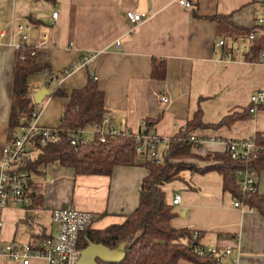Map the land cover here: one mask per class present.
I'll return each instance as SVG.
<instances>
[{"label":"crops","instance_id":"0c3cea01","mask_svg":"<svg viewBox=\"0 0 264 264\" xmlns=\"http://www.w3.org/2000/svg\"><path fill=\"white\" fill-rule=\"evenodd\" d=\"M187 1L189 9L178 0H59L56 6L0 0V157L8 134L16 52L7 43L19 42V25L32 28L26 45L37 53V64L48 66V70L31 75L28 86L49 85L56 74L73 66L58 90L68 96L91 79L104 95L106 115L118 128L141 134L145 120H156L150 132L170 140L196 114L206 126L247 115L229 124L193 131L191 134L207 141L192 149L199 157L225 151L222 143L209 142L211 138L249 139L264 134V110L248 113L252 92L264 90V64L230 53L239 42L247 41L264 0ZM127 11L153 16L133 26L126 20ZM53 12L58 13L56 20L50 17ZM219 41L222 47L217 46ZM250 45L264 47V34ZM91 56L88 63L79 64L81 58ZM153 58L164 61L163 81L150 76ZM45 88L49 95L34 107L36 123L58 128L69 99L53 97L54 90ZM194 165L205 168L209 163ZM147 175L140 166L115 167L109 176H77L73 169L57 163L42 167L29 174L32 205L0 210V247L34 243L38 229L55 234L52 211L56 209L96 214L97 222L104 224L92 227L94 230L120 225L137 208L140 183ZM257 182L256 192L264 196V170L258 173ZM162 191L167 204L174 195L180 196L179 204L172 206L175 217L171 227L197 232L201 246L231 247L237 264H264V217L234 208L219 173L185 171L181 180L165 185ZM0 264L20 263L0 255ZM29 264L46 261L32 258ZM177 264L195 263L179 260Z\"/></svg>","mask_w":264,"mask_h":264},{"label":"trees","instance_id":"16d2710c","mask_svg":"<svg viewBox=\"0 0 264 264\" xmlns=\"http://www.w3.org/2000/svg\"><path fill=\"white\" fill-rule=\"evenodd\" d=\"M32 1H42L56 6L59 0ZM253 49L259 51L264 47L259 48L255 45ZM31 51L22 45L15 52L7 143L17 137L19 129L26 125L32 113L36 112L26 98L28 78L35 73L48 70V66L36 63L37 53L34 51V54H31ZM244 61L250 62L246 58ZM165 73L164 61L153 58L151 78L163 81ZM52 96L69 99V102L63 106L57 128L61 140L45 147H39L37 142H34L33 156L20 162L21 170L35 174L40 168L57 163L62 167L73 169L77 176H109L115 167L126 166H140L148 171V175L140 183L139 200L135 211L120 225H111L103 230L87 229L80 239L85 242L80 244L81 249L89 243H94L101 244L110 250H121L125 258L120 264H177L179 260L195 264H215L211 259H201L192 253L190 247L200 245L199 237L194 240L193 232L174 229L170 225L175 214L171 203L167 204L162 188L181 180V174L185 171L192 174L219 173L222 176L223 191L229 193L233 201L240 202L247 211H255L264 217V196L257 192L242 193L240 180L236 174V172L242 173L251 169L257 173L264 170V134L254 135L256 144L262 147L255 160L233 161L224 151L208 153L205 161H208L209 165L205 168H197L194 164L181 162L185 158L192 157V149L199 147L190 145L187 141L193 131L222 126L224 123L229 124L231 121L245 119L247 115L226 118L218 125L206 126L201 123L199 114H196L182 132L169 140L161 164H155L152 161L143 160L135 152L136 141L133 137L107 138L104 143H100L94 136L86 144L75 147L66 141L70 132L90 128L100 123L106 115L103 107L104 95L91 79L84 88L73 90L68 96L58 89L54 90ZM258 109L264 110V105L259 106ZM155 123L156 120H145L141 134L149 133ZM97 263L103 264L99 261Z\"/></svg>","mask_w":264,"mask_h":264},{"label":"built area","instance_id":"2783aa9c","mask_svg":"<svg viewBox=\"0 0 264 264\" xmlns=\"http://www.w3.org/2000/svg\"><path fill=\"white\" fill-rule=\"evenodd\" d=\"M180 6L189 9L190 2L187 0H178ZM1 11V10H0ZM58 13L53 12L51 18L56 20ZM126 20L130 25L137 26L143 21L150 19L153 13H136L133 11L126 12ZM254 28L248 33L247 41L239 42L231 54L244 55L248 60L257 61L264 64V49L255 51L252 42L256 41L258 36L264 34V1L260 4L258 13L254 19ZM30 26L19 25L17 27V35L19 42H8L7 44L17 51L22 45L26 46L34 54V49L29 47L28 32L31 31ZM5 33H1V37ZM45 39V36H43ZM223 42L219 41L217 46L222 47ZM229 54L225 53L227 58ZM91 57H83L79 64H86ZM73 69L69 67L61 73L56 74L50 84L44 87H50L57 90L62 78L67 76ZM96 80V78H93ZM42 88V87H40ZM37 86H27L26 98L30 104L35 107L33 96L40 89ZM162 102L167 103L166 98H162ZM249 113L254 114L264 105V90H256L252 92L249 99ZM38 112L32 113L31 119L26 125L19 129L17 137L9 143H5L0 157V210L7 207L25 208L32 205V199L29 195L31 187L29 173L19 168L20 162L33 156L35 151L33 143L37 142L39 147H45L49 144L60 142L61 137L57 128H45L37 125L36 120ZM96 136L100 143H104L107 138L116 139L118 137H133L136 141L135 152L141 156L143 160H149L155 164H161L164 151L168 145L169 139L157 136L153 132L146 134H132L128 129L118 128L111 122L109 115H105L100 123L94 124L87 129H77L69 133L67 142L75 147L86 144L92 137ZM188 143L193 146H201L207 141L201 137L190 134L187 139ZM211 143H222L225 151L233 161H247L256 159L257 154L262 147L256 144L255 138L249 139H226L217 140L210 139ZM239 177L240 190L244 194L255 193L257 191L258 173L254 170L236 172ZM180 202V196L174 195L171 205L176 206ZM233 207L240 211H247L240 202H233ZM98 220L96 214L78 211L74 208H63L52 211V221L57 225L55 234H45L41 229L36 230L34 234V243L31 244H15L8 243L4 247H0V255L7 259L20 264H29L32 258H42L46 264H78L81 254L80 239L82 234ZM27 224L33 226V221L28 220ZM2 223L0 222V228ZM199 237L197 232H193V239ZM192 253L201 259H211L215 264H237L238 259L232 255L233 249L204 247L201 245H192Z\"/></svg>","mask_w":264,"mask_h":264},{"label":"water","instance_id":"95a60500","mask_svg":"<svg viewBox=\"0 0 264 264\" xmlns=\"http://www.w3.org/2000/svg\"><path fill=\"white\" fill-rule=\"evenodd\" d=\"M49 92L45 87L39 89L34 94L33 99L36 105H39ZM125 258V254L121 250H110L101 244L89 243L81 250L78 264H120Z\"/></svg>","mask_w":264,"mask_h":264},{"label":"rangeland","instance_id":"374dc122","mask_svg":"<svg viewBox=\"0 0 264 264\" xmlns=\"http://www.w3.org/2000/svg\"><path fill=\"white\" fill-rule=\"evenodd\" d=\"M192 157H189V158H185L184 160H182L181 162L182 163H187V164H198V163H208V161H205L206 158H208L207 154L205 156H202V157H199L197 155H195L194 153H191ZM98 221V220H97ZM96 221V222H97ZM95 222V223H96ZM104 223H102V221H99L97 222L96 224H93V228H101V226L103 225Z\"/></svg>","mask_w":264,"mask_h":264},{"label":"flooded vegetation","instance_id":"af4514ba","mask_svg":"<svg viewBox=\"0 0 264 264\" xmlns=\"http://www.w3.org/2000/svg\"><path fill=\"white\" fill-rule=\"evenodd\" d=\"M85 242L83 240H80V244H84Z\"/></svg>","mask_w":264,"mask_h":264}]
</instances>
